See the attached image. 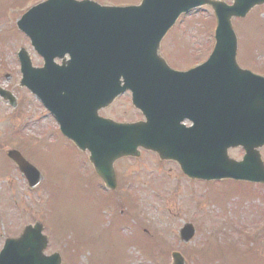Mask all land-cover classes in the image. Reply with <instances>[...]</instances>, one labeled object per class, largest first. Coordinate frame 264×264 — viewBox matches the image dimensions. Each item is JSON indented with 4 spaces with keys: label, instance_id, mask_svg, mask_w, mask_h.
Wrapping results in <instances>:
<instances>
[{
    "label": "rangeland",
    "instance_id": "374dc122",
    "mask_svg": "<svg viewBox=\"0 0 264 264\" xmlns=\"http://www.w3.org/2000/svg\"><path fill=\"white\" fill-rule=\"evenodd\" d=\"M40 1L0 0V87L13 91L20 104L13 111L0 100V250L6 237H16L26 224L40 220L50 238L46 253H60L62 264H170L173 251L182 253L188 264H264V186L191 180L177 163L159 162L156 154L142 151L139 159L116 163L118 188L112 199L118 204L109 203V193L88 164V153L78 152L30 92L19 88V48L29 51L34 66H41L42 59L16 22L23 10ZM201 10L182 17L166 37L162 52L175 66L192 67L211 52L213 14ZM234 28L241 40L239 62L258 56L248 65L263 71L264 9L234 22ZM174 41L184 44L192 58L177 59ZM100 113L117 121L142 119L129 97ZM10 148L21 151L42 172L44 179L36 189L30 190L24 176L10 166L4 155ZM243 154L240 148L230 150L236 159ZM10 167L6 175L1 173ZM122 214L128 217L123 220ZM185 224L195 228L189 242L180 239Z\"/></svg>",
    "mask_w": 264,
    "mask_h": 264
},
{
    "label": "water",
    "instance_id": "95a60500",
    "mask_svg": "<svg viewBox=\"0 0 264 264\" xmlns=\"http://www.w3.org/2000/svg\"><path fill=\"white\" fill-rule=\"evenodd\" d=\"M262 2L255 0L250 5ZM204 3L206 0H142L140 6L118 8L90 0H47L18 22L45 57L44 68H33L30 56L21 50V85L44 94L54 109H63V133L80 149L91 152L90 160L108 188L117 186L115 161L139 157V147L156 151L161 160L178 161L191 178L264 183L260 154L264 78L241 70L235 61L231 9L212 3L218 17L217 42L205 64L189 73H175L158 62V48L167 30L182 12ZM249 7H243L241 15ZM65 54L70 61L57 66L53 59ZM126 89L133 92L134 104L146 114V123L119 124L94 118L88 122L78 109L80 104L87 108L92 102L105 101L95 105L97 109L109 105ZM65 91L75 96H65ZM0 95L15 101L8 92L0 90ZM84 99L87 105L82 104ZM186 118L194 126L181 125ZM240 145L246 154L238 162L229 157L228 149ZM7 154L31 187L37 186L41 173L17 150ZM42 229L38 223L35 228L27 227L18 240L8 239L0 264H61L59 254L44 255L48 239ZM182 232L185 241L194 234L190 225ZM172 257L173 264H187L180 253Z\"/></svg>",
    "mask_w": 264,
    "mask_h": 264
}]
</instances>
